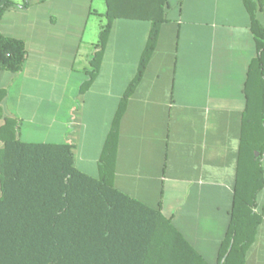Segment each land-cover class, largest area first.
<instances>
[{
  "label": "crops",
  "instance_id": "obj_1",
  "mask_svg": "<svg viewBox=\"0 0 264 264\" xmlns=\"http://www.w3.org/2000/svg\"><path fill=\"white\" fill-rule=\"evenodd\" d=\"M12 1L0 32L22 40L25 57L19 70H0V125L12 119L17 138L25 142L70 143L74 166L99 177L100 155L151 21L114 18L97 73L81 91L99 49L105 0L101 9L93 7L94 0ZM142 3L120 0L118 7L139 11ZM93 14L104 22L93 30L97 35H86ZM164 15L118 122L112 183L159 210L205 263L217 264L233 202L243 89L257 47L242 0H166ZM256 17L264 27V10ZM60 70L67 115L58 120L43 109L58 98L54 91L60 86L52 80ZM261 166L264 173V155ZM257 206L262 220L245 264H264V186Z\"/></svg>",
  "mask_w": 264,
  "mask_h": 264
},
{
  "label": "trees",
  "instance_id": "obj_2",
  "mask_svg": "<svg viewBox=\"0 0 264 264\" xmlns=\"http://www.w3.org/2000/svg\"><path fill=\"white\" fill-rule=\"evenodd\" d=\"M119 1L105 0V22L95 43L99 49L90 60L81 91L97 73L114 18L147 19L151 27L136 74L107 134L99 159L100 176L92 177L74 166L70 143L25 142L17 138L12 119L0 125V264H207L169 218L113 186L118 122L155 48L166 2L143 0L135 11L119 8ZM242 1L257 55L249 63L243 89L246 104L233 202L217 264H245L262 220L257 195L264 186V27L256 12L264 10V0ZM26 5V1L21 4ZM10 6H15L12 0H0V20ZM24 57V42L0 32V70H19Z\"/></svg>",
  "mask_w": 264,
  "mask_h": 264
},
{
  "label": "rangeland",
  "instance_id": "obj_3",
  "mask_svg": "<svg viewBox=\"0 0 264 264\" xmlns=\"http://www.w3.org/2000/svg\"><path fill=\"white\" fill-rule=\"evenodd\" d=\"M15 1L19 2L21 0H15ZM54 2L57 3L58 1L57 0H54ZM64 4L68 5L67 2H64ZM99 5H100V9H101V0H94L93 7H96L97 8ZM44 7H46V6H44ZM69 12H71V11H69L68 9H65V11L63 12V14H65V16H69V15H71ZM79 12H81V11H77L78 17H79V14H80ZM75 13H72V14L75 16ZM100 22H104V19L102 17H100L98 15H95V14L91 15L90 18H89L87 27H86V35H90V34H94L95 35V32L96 31L98 32V25H99ZM94 29L96 31H93ZM97 32H96V35H97ZM64 77H65V75H63L61 73V70H60L58 72V74L56 75V78L55 79L53 78L52 81H54L57 85L60 86V89L54 91V94H57V97L58 98L55 101L54 100H51L50 104L47 105L46 107H44V109H43L44 111H46L44 113H47L48 116H52V114L54 113V115L56 116V118L58 120H61L64 116L67 115V111H66L67 107H66V105L63 104V102H65V101H62L61 102V97H60L61 96V80ZM74 78H75V76L73 75L71 77V79L73 80ZM71 79H70V81H71ZM41 108H43V107H41ZM257 209L260 210L259 206H257Z\"/></svg>",
  "mask_w": 264,
  "mask_h": 264
},
{
  "label": "water",
  "instance_id": "obj_4",
  "mask_svg": "<svg viewBox=\"0 0 264 264\" xmlns=\"http://www.w3.org/2000/svg\"><path fill=\"white\" fill-rule=\"evenodd\" d=\"M256 154V153H255ZM257 155V154H256Z\"/></svg>",
  "mask_w": 264,
  "mask_h": 264
}]
</instances>
